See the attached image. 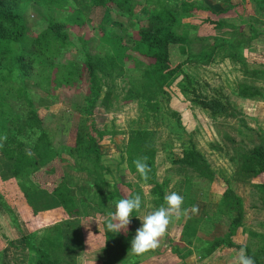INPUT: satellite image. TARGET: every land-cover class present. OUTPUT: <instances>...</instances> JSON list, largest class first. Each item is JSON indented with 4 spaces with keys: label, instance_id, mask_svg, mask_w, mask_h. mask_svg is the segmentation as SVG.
Masks as SVG:
<instances>
[{
    "label": "rangeland",
    "instance_id": "374dc122",
    "mask_svg": "<svg viewBox=\"0 0 264 264\" xmlns=\"http://www.w3.org/2000/svg\"><path fill=\"white\" fill-rule=\"evenodd\" d=\"M133 1L134 15L128 16L112 7L95 21L82 19L77 14L79 0H64L58 6L31 3L25 11L28 36H37L52 20L62 22L69 35L66 46L54 59L58 73H53L51 80L44 84L45 87L49 85L50 91L43 87L33 90L35 106L40 110L53 145L64 156L59 166L66 172L68 185L79 208L76 213H71L46 198L47 207L37 215L30 216L28 226L34 241L51 251L57 249L61 245L60 241L64 240L57 230L49 229L56 223L82 220L83 227L90 223L89 229L93 234L106 228L104 221L107 213L114 211V200L100 202L95 191V175L81 169L85 160L79 161L76 156L69 155L66 148L89 125L80 110L87 106V96L92 94L84 53L103 56L107 52V44L102 39L103 32L113 34V31H117L124 36L129 46H133L138 27L155 8L156 0ZM234 9L222 14L201 10L189 16L179 9L181 20L175 29L179 32L185 30L192 36L193 54V61L184 66L186 73L193 78L192 84H188L191 91L182 102H178L176 97L170 100L167 91L158 92L154 100L159 102L157 109L146 105L138 97L129 99L131 92L145 89L143 70L147 68L148 62L140 60L128 64L125 71L115 68L97 74L100 96L94 107L93 118L96 128L105 132L99 145L101 162L105 167L104 178L112 184L132 182L136 194L142 198L136 219L131 216V229L136 230L141 226L138 216L146 215L164 203L166 193H178L180 180L188 177L191 184L199 189L196 193L198 198L194 199L189 198V191H183L184 214L169 224L159 248L137 258L131 252L118 261L111 258L112 264H133L134 261L137 264H234V258L241 248L253 257L255 264H264V195L253 183H242L234 177L237 167L242 163L241 155L264 144V0H249L248 5ZM250 35L255 37L248 41ZM203 56H206L205 61L200 60ZM36 71L40 72L38 69ZM57 77L59 83L56 82ZM13 78L10 84L0 83V90L6 99V117H0V141L11 129L14 120L26 115L29 110L27 103L18 98L14 91L22 76L16 72ZM186 80L184 76L179 77L176 93L185 86ZM240 84L256 86L262 95L256 98L242 97L237 92ZM198 92L224 100L226 113L216 117L201 109L192 101ZM134 128L152 130L155 155L151 180H142L129 167L127 142ZM192 142L207 159L209 166L202 168L208 172L203 173L199 169L174 162ZM153 180L162 186L163 197L156 192ZM228 182L242 198L243 224L231 237L236 246L219 245L212 254L205 255V246L208 251L209 242L213 240L211 238L220 233L217 228H224L233 215L220 214L214 220L221 201L220 189ZM13 190L17 191L15 182H3L0 178V193L17 213L19 223L24 219L15 202ZM110 191L106 189V192ZM194 207L198 209L196 212H193ZM204 207L206 217L197 225V235L190 237L191 243L187 242L186 236L182 237L184 220L191 212L201 214ZM5 218V222L0 219V247L5 244L2 232L14 237L19 235L18 223L13 224L7 214ZM15 239L17 249L0 248L3 253L0 264H30L34 254H20L18 250L21 245L18 242L21 239ZM90 242L91 247L96 245L97 248V242ZM173 246L177 247L180 254L172 251ZM88 252L86 244L81 253H75V264H103L102 260L88 257ZM96 254L95 257L100 259L101 255Z\"/></svg>",
    "mask_w": 264,
    "mask_h": 264
},
{
    "label": "trees",
    "instance_id": "16d2710c",
    "mask_svg": "<svg viewBox=\"0 0 264 264\" xmlns=\"http://www.w3.org/2000/svg\"><path fill=\"white\" fill-rule=\"evenodd\" d=\"M63 1L0 0V83H6V85L12 83L14 74L19 72L22 79L14 87V91L17 97L23 99L29 107L27 114L17 117L11 124V129L0 141V178L3 179V182L13 181L16 183L17 191L13 190L12 193L27 226L31 221V215H37L47 207L46 198L56 202L68 212L76 213L79 209L76 197L68 185L66 172L59 166L64 161V156L53 145L40 110L35 106L33 95L34 88L38 87L50 91L49 85L45 87L44 84L51 80L53 73H58L54 59L62 47L66 46L69 35L64 30L62 22L52 20L40 34L30 37L27 34L25 21V11L31 3L58 6ZM247 2L249 3V0H242L239 4H235L232 0H227L228 6L224 11H228L230 8H242L248 4ZM79 3L80 8H78L77 14L82 19L91 21H95L98 16H102L112 7L121 10L128 16L135 13L133 0H79ZM154 5L155 8L151 15L138 27L133 46H129L124 36L117 31H113V34L103 32L102 39L107 44V52L103 56L84 53L92 94L87 96V106L80 110L84 113L89 125L77 134L75 142L69 144L66 151L69 155L76 156L79 161L85 160L81 169L95 175V191L98 192L97 195L102 203L136 194V189L132 182L112 184L104 178L105 167L101 162L99 145L105 132L96 128L93 118L94 107L100 96L98 72L115 68L125 71L128 64L140 60L148 62L147 68L143 70L146 78L145 89L137 90L135 93L131 92L129 99L138 97L141 101H145L146 105L157 109L159 102H154V100L157 98L158 92L167 91L170 100L176 97L178 102H182V99L188 97L191 91L188 84H192L193 78L188 72L186 73L184 66L193 61V54L191 52L192 36L185 30L179 32L175 29L181 20L179 9L181 8L182 12L188 16L201 10L225 13L217 12L202 0H156ZM78 26H82V24H78ZM254 37L255 35H250L247 40L250 41ZM205 58L206 56H203L200 60L205 61ZM36 69L40 72H37ZM183 76L186 77L187 82H184L185 86H182L179 93H176L178 91L175 88L176 83L179 77ZM56 82L59 83V77ZM237 92L245 98H256L262 95L260 89L248 84H240ZM192 101L212 116L219 117L226 113V102L219 97L210 98L199 93L193 96ZM0 117H6V99L1 90ZM151 131L147 128H134L129 134L127 142L129 167L133 173L138 175L133 163L136 159L135 156H147V163L151 170L153 167L155 148L152 145ZM241 156L242 163L235 171V180L242 183H253L264 195V144L257 145L250 152ZM174 162L183 163L196 170L199 169L203 173L208 172L203 171L204 168H202L209 166L207 159L193 142L189 147L183 149L182 156L175 159ZM150 172L148 173L149 180H151ZM205 175L207 174L203 176ZM259 177L262 178L258 180ZM154 185L156 192L163 197L162 186L155 181ZM107 188L111 191L106 192ZM178 188L180 195L186 190L189 191V198L193 199L197 197L196 193L199 191L198 187L191 184L188 177L180 180ZM220 191L221 201L214 214V220L220 214L233 215L229 217L230 220L224 228H217L220 233L211 238L213 240L209 242L208 251L205 246L203 249L205 255L212 254L219 245L236 246L231 237L243 224L242 198L234 192V188L229 182L226 186H222ZM4 214L8 215L13 224L18 223L17 213L0 193V219L5 222L7 218ZM205 214L206 207L201 214L195 215L191 212L185 218L182 237L186 236L187 242L191 243L190 237L197 235V225L205 219ZM136 215V211H133L134 219H136ZM88 221L90 222V220ZM82 223V220H71L67 224L56 223L50 227L49 229L53 231L55 229L61 233L64 239L62 242L60 241L61 245L52 251L37 244L33 239V233L23 234L18 244L21 245L22 253L34 254L30 264H75V253H81L86 244L87 251H89L86 255L91 259L102 260L103 264H112L111 258L118 261L131 252V240L136 231L131 229V225L128 226L127 231L121 230L119 233H113L104 228L92 234V230L89 229L90 223L84 227ZM18 226L20 227V221ZM1 235L5 239V244H1L0 248L4 246L17 249L15 247L17 239L14 236H10L6 232H2ZM92 240L97 242V248L96 245L91 247L90 241ZM237 247L242 246L237 245ZM172 251L180 254L175 246L172 247ZM60 252L61 254H59ZM96 253L101 255L100 259L95 257ZM2 254L0 252V263L3 260ZM135 258H137L136 255ZM137 263L133 262V264Z\"/></svg>",
    "mask_w": 264,
    "mask_h": 264
},
{
    "label": "clouds",
    "instance_id": "9594fccd",
    "mask_svg": "<svg viewBox=\"0 0 264 264\" xmlns=\"http://www.w3.org/2000/svg\"><path fill=\"white\" fill-rule=\"evenodd\" d=\"M148 157H138L133 163L142 180L149 179L148 173L151 171L147 163ZM107 179V177H106ZM164 203L146 215L138 216L141 226L135 231L131 240V254L142 256L150 251H155L160 247L161 239L166 235L169 224L173 219H180L184 214L182 205L184 198L179 193L173 191L166 193L163 197ZM114 211H109L104 224L108 231L119 233L121 230L127 231L131 223L133 211H139L142 198L139 194H133L125 198L112 201ZM198 209L193 208V212ZM234 264H255L253 257L248 256L244 248H241L234 258Z\"/></svg>",
    "mask_w": 264,
    "mask_h": 264
},
{
    "label": "crops",
    "instance_id": "0c3cea01",
    "mask_svg": "<svg viewBox=\"0 0 264 264\" xmlns=\"http://www.w3.org/2000/svg\"><path fill=\"white\" fill-rule=\"evenodd\" d=\"M209 6H211L213 9H215L217 12H227L224 11L225 8H227L228 3L227 0H204ZM242 0H232L233 3L239 4ZM248 5V4H247ZM233 8H230L232 10ZM238 9V8H237ZM235 10V9H234ZM229 11V10H228ZM222 14V13H221ZM9 202V201H8ZM18 236L14 238H21L23 234H28L30 233L28 226L24 223V221L20 222V228L17 229ZM6 247L5 249H7ZM19 253L22 254L21 248H19ZM27 252V251H26ZM149 253V252H148Z\"/></svg>",
    "mask_w": 264,
    "mask_h": 264
}]
</instances>
